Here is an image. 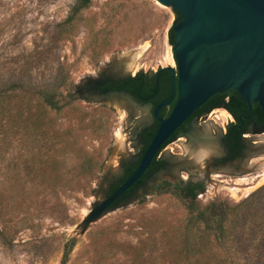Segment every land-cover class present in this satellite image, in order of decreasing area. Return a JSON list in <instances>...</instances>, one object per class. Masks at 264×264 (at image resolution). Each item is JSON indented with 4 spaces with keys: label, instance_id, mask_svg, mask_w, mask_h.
<instances>
[{
    "label": "rangeland",
    "instance_id": "1",
    "mask_svg": "<svg viewBox=\"0 0 264 264\" xmlns=\"http://www.w3.org/2000/svg\"><path fill=\"white\" fill-rule=\"evenodd\" d=\"M74 2L0 0V88L13 90L17 121L14 130H0V264H61L64 245L73 238L77 244L67 264H178L187 210L173 194H157L154 185L164 178L177 182L178 171L186 168L184 176L192 173L206 183L201 205L216 200L237 205L264 189V153L252 156L258 157L254 165L238 176L209 172L212 163L205 157L194 160L188 154L194 140L214 139L222 125L231 124L227 111L215 112L205 128L195 125L181 149L173 146L182 156L165 152L166 167L155 180L82 234L90 211L123 178L112 175L140 152L135 137L151 120L149 105L127 109L117 99L93 100L85 87L116 65L148 74L176 68L169 32L178 16L155 0H93L72 35L60 39L58 26ZM43 90L77 93L72 102L62 100L61 111L48 113L45 137L41 130L32 135L25 124L29 119L35 125ZM252 137L264 150V136ZM86 160L92 166L88 173ZM233 218L235 231L242 223ZM248 238L252 243L229 253L215 246L217 255L264 264L256 246L259 230Z\"/></svg>",
    "mask_w": 264,
    "mask_h": 264
},
{
    "label": "water",
    "instance_id": "2",
    "mask_svg": "<svg viewBox=\"0 0 264 264\" xmlns=\"http://www.w3.org/2000/svg\"><path fill=\"white\" fill-rule=\"evenodd\" d=\"M155 1L171 8L180 18L174 27L172 45L177 74L174 68L168 69L173 73L172 96L155 109L160 126L137 169L90 211L82 234L140 180L169 138L213 96L236 91L250 112L252 103L264 110V0ZM176 94L177 102L170 116L162 119L160 111L172 104ZM87 96L97 101L118 99L116 103L127 109L133 104L141 106L126 92L97 91ZM126 163H121L119 173L112 175L113 180L124 174Z\"/></svg>",
    "mask_w": 264,
    "mask_h": 264
},
{
    "label": "trees",
    "instance_id": "3",
    "mask_svg": "<svg viewBox=\"0 0 264 264\" xmlns=\"http://www.w3.org/2000/svg\"><path fill=\"white\" fill-rule=\"evenodd\" d=\"M92 3L93 0H75L70 9L69 15L58 26V35L60 39H67L72 35L73 29H75L79 23L83 22V14L92 6ZM177 16L178 18L169 32V42L171 45L175 44L174 27L180 21L178 14ZM140 90V83L138 80H127L120 85H110L107 89V91H127L132 95H137ZM233 94L237 95L238 102L235 103V101H232L231 104H228V107L233 109L235 117L238 123H240V114L245 113L248 116L250 110L248 104L242 100L236 91H233ZM14 95L13 90L2 91L0 88V130L6 126H9L10 129L14 130L17 125V121L12 115L16 99ZM76 95V92L68 93L67 96H63L56 91L51 92L43 90L40 92L39 96L41 98V103L39 104L35 125L32 126L33 123H30L29 119H26L25 121L29 130H31L30 133L34 135L35 130H41V135L43 137L49 135L47 130H44L43 128L48 113L50 111H61L62 100L69 99V101L72 102L73 99L75 100ZM218 97L219 94L213 96L203 107L210 105L207 109V111H210L215 105L224 104L225 97H222L219 100ZM212 102L214 103L211 104ZM252 115L260 121L259 123L264 122V110L258 103H252ZM154 134L155 133L153 132V136ZM150 142L151 141L147 143L144 151L147 149ZM91 168V161L87 162L86 160V173H88ZM128 172L127 179L132 176L134 171L128 168ZM149 172H153L152 167L149 168L142 178H144ZM117 188L118 187H115L113 192H115ZM132 190L133 188L128 190L124 195V198L129 196ZM205 190L206 185L204 181H196L193 179L175 184L163 182L155 187V192L157 194H173L179 201L184 203L187 210V218L183 227L185 243L184 248L182 249V258L178 264H244V262L234 259L232 255L228 253L237 250L241 245L252 243L248 237L253 236V233L257 230H259L262 240H259L256 246L258 250L262 249V252H264V198H259V196H262L264 189L256 191L237 205H232L226 200H216L203 206L199 201V196L204 194ZM116 205L117 203L114 204L112 208ZM233 216H237L238 224H240L239 221L242 223V225H240L241 227L235 231L232 227ZM248 223H250V230H243L246 229ZM76 244L77 241L74 238L69 239L65 243L61 264L68 263L69 256ZM215 246L219 249L225 248L228 251L227 255L224 257L218 256ZM260 262L264 263L262 259Z\"/></svg>",
    "mask_w": 264,
    "mask_h": 264
},
{
    "label": "flooded vegetation",
    "instance_id": "4",
    "mask_svg": "<svg viewBox=\"0 0 264 264\" xmlns=\"http://www.w3.org/2000/svg\"><path fill=\"white\" fill-rule=\"evenodd\" d=\"M169 68L173 67L167 66L159 68L155 70L154 73L148 74V72H140V70H136L134 69V67L125 64L116 65L114 66V68H112V70L107 71L108 76L93 78L91 79L92 81L88 82L85 87L88 92L98 91L101 93H109L113 92L107 91L110 85H120L127 80H138L141 90L137 95H132L127 91L117 92L129 93L139 104L149 105L151 108L150 123H148L141 131H139V133L135 137V146H139L141 148L140 152L134 155V157L132 158L133 160L130 163L125 165L123 178L119 182H116L110 186L105 198L114 193L113 190L115 189V187L119 188L126 181L129 174L128 168L135 172L140 161L143 158L145 151L147 150L146 149L144 151L147 143L153 140L160 126V121L155 117V109L159 104L168 100L172 96L173 73L168 70ZM174 69L177 74V68ZM222 97H225L224 104L215 105V107L210 111H207L210 105L200 108L169 138V140L163 145L161 151L158 153L151 166L149 167H152L153 172L147 173L144 178H142V176V179L140 178V180L132 186L133 190L130 195L126 196L125 198L123 196L117 202V204L123 202L124 200L131 199L136 194L139 188L147 185L149 180H155L156 174L160 171H163L166 167V159L163 156L165 152L172 153L175 156H182L183 153L175 152L176 148L181 149V145H185L184 143H182V141L184 140L186 142L188 139H190L189 133L196 124H200L201 128H199V130L205 128L207 120L210 119L215 112H219L220 110H225L228 112V114H230V116L232 117L231 124L228 123L226 127L222 125L218 136L214 139L205 136L194 140L190 146V151L188 154H193L194 160H200L203 157H205L206 159H210L212 165L207 168L209 172H222L223 174H232L238 176L249 170L254 165L253 161L258 157L252 156L258 153H264V150H258L260 146L257 145L260 144V141L254 140L252 136H264V133H261L262 131H264V122L259 123L260 121L253 117L251 111L248 116L245 113H241V122L238 123L235 117V112L233 111V109H231V107H228V104H231L232 101H235V103L238 102L237 95L233 94V91H227L219 94L218 100ZM177 98L178 94H176V97L171 105L164 107L160 111V117L162 119H167L170 116L177 102ZM213 103L214 102H212L211 104ZM153 132L155 133L154 136ZM249 143L254 145L251 151H247ZM173 146H175L176 148H174ZM186 170L187 169L185 168L184 170L178 171L177 178L179 180L177 182L171 181L168 178L159 180L154 185V190L157 185L163 182L175 184L188 181L190 179L203 181L199 178L195 179L192 173H190L188 177L184 176L183 174L184 172H186Z\"/></svg>",
    "mask_w": 264,
    "mask_h": 264
},
{
    "label": "bare ground",
    "instance_id": "5",
    "mask_svg": "<svg viewBox=\"0 0 264 264\" xmlns=\"http://www.w3.org/2000/svg\"><path fill=\"white\" fill-rule=\"evenodd\" d=\"M118 100V99H117ZM122 104H123V102H124V104L126 103V101L125 100H119Z\"/></svg>",
    "mask_w": 264,
    "mask_h": 264
}]
</instances>
